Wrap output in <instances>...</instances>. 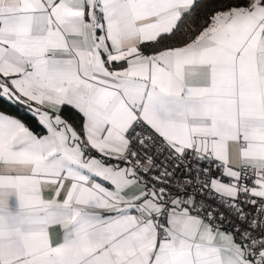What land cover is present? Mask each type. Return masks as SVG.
<instances>
[{"label":"snow or ice","instance_id":"snow-or-ice-1","mask_svg":"<svg viewBox=\"0 0 264 264\" xmlns=\"http://www.w3.org/2000/svg\"><path fill=\"white\" fill-rule=\"evenodd\" d=\"M0 264H264V0H0Z\"/></svg>","mask_w":264,"mask_h":264},{"label":"trees","instance_id":"trees-1","mask_svg":"<svg viewBox=\"0 0 264 264\" xmlns=\"http://www.w3.org/2000/svg\"><path fill=\"white\" fill-rule=\"evenodd\" d=\"M11 111L15 112V111H18V109H12Z\"/></svg>","mask_w":264,"mask_h":264}]
</instances>
